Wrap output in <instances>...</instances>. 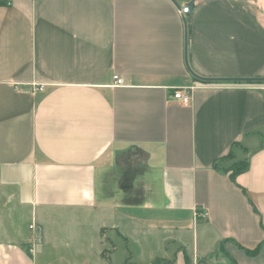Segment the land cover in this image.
<instances>
[{"label":"crops","instance_id":"crops-1","mask_svg":"<svg viewBox=\"0 0 264 264\" xmlns=\"http://www.w3.org/2000/svg\"><path fill=\"white\" fill-rule=\"evenodd\" d=\"M185 21L170 0L0 3V264L119 245L124 264H264V81L244 80L264 78V10L196 0Z\"/></svg>","mask_w":264,"mask_h":264},{"label":"rangeland","instance_id":"rangeland-1","mask_svg":"<svg viewBox=\"0 0 264 264\" xmlns=\"http://www.w3.org/2000/svg\"><path fill=\"white\" fill-rule=\"evenodd\" d=\"M263 10H264V0H254ZM7 205H4L2 203H0V228L8 230L9 232L13 231V228L11 226V218L14 217L12 216V214H9L6 210ZM27 217V216H26ZM30 220V219H29ZM27 224L28 221L27 219L24 218V220H19L17 227L19 228H27ZM41 241V239H40ZM40 242L35 244V248L38 250L39 246H40ZM151 253H142L139 251H135V249L133 248V253H132V258L131 261L132 263L134 262H147V258L150 257ZM127 255V252H125V248L122 245H119L116 249V251H114L113 253H110V259L109 261L111 262V264H124L123 263V258ZM109 261L107 260H103L102 263L103 264H109Z\"/></svg>","mask_w":264,"mask_h":264},{"label":"built area","instance_id":"built-area-1","mask_svg":"<svg viewBox=\"0 0 264 264\" xmlns=\"http://www.w3.org/2000/svg\"><path fill=\"white\" fill-rule=\"evenodd\" d=\"M12 0H5V4H10ZM114 83L113 85H122L123 80L118 77L117 75H114ZM173 97L175 99L180 100L183 103H188L190 101V91L187 89H177L173 93ZM203 216L205 214L203 213ZM29 232H30V245H31V250H34L35 244L40 242L41 239V229L40 227L35 223L31 222L28 226Z\"/></svg>","mask_w":264,"mask_h":264},{"label":"trees","instance_id":"trees-1","mask_svg":"<svg viewBox=\"0 0 264 264\" xmlns=\"http://www.w3.org/2000/svg\"><path fill=\"white\" fill-rule=\"evenodd\" d=\"M2 2L5 4V0H0V3H2ZM232 155L233 154L230 151L226 156L227 157H231ZM214 167H217V164H215V162H214ZM247 168H248V159H242V160L233 161L228 167L222 168V171L225 172V173H229L230 178L232 180H234L236 175L244 172ZM246 252L249 253V254H255L257 252V249L246 250ZM102 256L107 258V260L109 261L108 257L105 255V253L104 254L102 253ZM185 260L188 263L189 260H188L187 255H185ZM160 262H166V261L163 260V259H156L153 264H158ZM109 264H111L110 261H109Z\"/></svg>","mask_w":264,"mask_h":264},{"label":"water","instance_id":"water-1","mask_svg":"<svg viewBox=\"0 0 264 264\" xmlns=\"http://www.w3.org/2000/svg\"><path fill=\"white\" fill-rule=\"evenodd\" d=\"M173 5L182 12L183 17H184V21H185V16L189 15L192 10L195 7V1L196 0H189L183 7L180 5V3L177 0H170ZM186 23V21H185ZM186 41H187V35H186ZM244 80H252V81H264V78L261 77H254V78H246Z\"/></svg>","mask_w":264,"mask_h":264}]
</instances>
